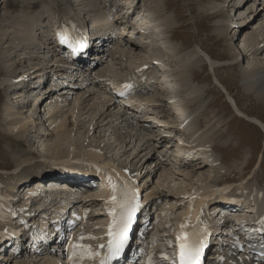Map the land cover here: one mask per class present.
I'll return each instance as SVG.
<instances>
[{
	"label": "bare ground",
	"instance_id": "bare-ground-1",
	"mask_svg": "<svg viewBox=\"0 0 264 264\" xmlns=\"http://www.w3.org/2000/svg\"><path fill=\"white\" fill-rule=\"evenodd\" d=\"M44 1H45L44 5L48 6L46 8L47 11L44 9V13H46L45 18L49 19V20L50 19L53 20L54 18H56L55 15L52 16L51 13L60 11L61 8L64 6V4H66L64 2V0L63 1L62 0H44ZM67 1H68V4L72 5L71 3L76 2V1L79 2L81 0H67ZM86 1L89 3V6L87 5L89 8L85 9V10H88L89 12H91L93 10L92 7H93L94 3L91 0H86ZM106 1H108V0H104V1L102 0V3L106 2ZM112 1H114V0H112ZM119 1H121L123 5L125 4L127 6L128 12L130 11V13H133V14L136 12V10H137L136 5L137 4L135 5V2L137 3V0H119ZM200 1L205 2L206 0H200ZM207 1L213 2V1H217V0H207ZM233 1L234 0H230L229 3L226 4V6L230 7V4ZM246 1L249 2L251 0H244L243 3H245ZM100 2H101V0H100ZM143 2H144V0H143ZM115 4H110L108 6V8H110V9L112 8L111 11L113 12V16L119 17V15H121V8L119 6H115ZM234 4H236V5H234V7L238 6L236 1L234 2ZM218 6L216 8H218V9L220 8V9L219 10L216 9L215 11L212 10V12L209 13L208 17L212 18V19H217V18L220 19V17H223L222 19L225 20L223 23H225V24L224 25L221 24V26L218 28V30H219L218 32L222 35H224V32H226V30L228 31V33L229 32L231 33L233 30H235L234 28H235L236 23L234 21H230L231 17L224 14V9H225L224 6L225 5L219 4ZM231 6H233V5H231ZM132 7H133V9H132ZM22 8L23 9L27 8L30 11L23 12L21 18L16 19V17L19 16L20 10ZM39 8L40 7H39L37 0H33L30 4H28V7H27V5L24 7H20L16 12V14H18V15H15L13 17L14 19L12 18V20L9 23L5 22V21H7L6 16L8 14V11H3V13H1L3 16L2 17L3 25L0 27V32H2L4 30L5 26L11 27V23L20 24L18 26L16 25L19 32L14 31L11 33V28L10 29L8 28V30H6V32H8L7 36L4 39L3 38L0 39L2 44H6L5 42H8V41L11 42L10 49L8 51H5L2 55L0 54V58H1V64L0 65L2 66L1 72H0V88H3V91L5 92L4 93L5 94L4 100L7 101V99H8L7 104L5 105L4 112H3L4 114H2L3 120L5 121V123H7V127H6L7 132H9L13 135H17V136H20V135L24 136V134H26L25 139H23V140H25L26 142L28 140V143H30V145H32L34 147L33 149H32V147L30 149L31 151L28 154L29 158L33 159L34 158L33 156L35 154H38L40 160H38L39 162H34V163L29 162L26 159L21 160L20 163L17 164V168L19 170L16 168L15 170H13L11 172H9L8 169H3L0 167V174H1L0 175V187L2 188V190L0 191V206H2V213H0V232H2L4 230V228H10L11 224H14V221H12V217H13L12 212L13 211L17 212V210H20L19 216H22L23 218H27L29 216V214H24V210L29 206V201L31 200V198H30L31 196H33V195L38 196L37 197V200L39 199L37 201V203H39V206L37 207L38 209L42 208L44 205V204H41V200H42V198H40L41 192H39V190L34 191V192L31 191V192H29L30 193L29 197H27L26 204H24L19 209L13 210L14 200L17 199L16 197L17 196L19 197L20 194L25 190V189L23 191L21 190V192H20L16 186V181H19L20 178H21V180H27L29 177L35 176L37 173H39L38 177H41V176L42 177H50L51 175L45 176V173H47V172H48L47 174H50L49 173L50 169H53L54 171L57 172V170H55L54 168L48 167V160H58L61 157L60 156L56 157V156H52V155L48 156L49 152L46 153L47 156L45 155V157H41L43 154L37 153L39 151H35V150H37V148H36L37 144H38L37 139H39V138H38V136H36L34 134H30L31 132L33 133V131H35L37 134V132L42 131V134L44 133L46 138H45V136L44 137L42 136L41 139L38 141V142H40V141L43 142L44 147L45 146L47 147L48 145H50V143L46 144L45 142H47V139H48L47 137H49L52 134H54V136L68 135L69 137H72L73 132L76 131V132H81L82 134H84L86 136V138L90 139V141H89L90 143L88 145H84V146H82V148L80 147L79 149H76V152L75 151H67V152L65 151L66 153L64 155L62 154V158H61L62 160L65 161L64 163H68L67 162L68 160L66 161V159L74 158V160H76L77 159L76 156H79V155L89 156V149H91V147H93V146H96V147H100V148H105V149H107V151H110L111 152L110 154L114 155L121 162L120 164H123V167L130 168L131 170L137 169V170L141 171V169H147L148 167L150 168V166H152V164L157 161V158H156L157 151L152 153L153 148L155 147L154 146V142H156L155 140H159V139L160 140L161 139L166 140L167 139V137L165 135L161 136L160 134H157V136H155L156 134L153 132L155 131L158 133V131L154 130V128H157V125H160V124H162L164 126L169 125L168 123L165 124V122H169V120L171 118V116L168 115V113H167L169 111V109L165 106V104H163V105H160V107H162V108H159V109L165 110V115H164L165 118L168 116V118H166L165 120H162V119H164V117L161 116V111H157V109H155L152 112L150 111V113H147V115L149 114V117H147V119L137 121L134 118V116H132L131 120H129L128 117H123L120 120V122L122 123L120 127H118V125H116L118 123V121L109 120V121H111V123H110L107 119V112L109 110H111V108H112V101H111L112 97L109 95V93L106 92V94H105L102 92L103 85L100 84L101 82L96 85L97 87L90 88V89L88 88L87 90H85V92H82V91L77 92L76 91L74 94V97L71 98V100L70 99L66 100L64 97L61 98V96H63L62 94H60L61 99L60 98L57 99V97H59L58 96L59 94H56L57 96L54 99H52L49 104H45L43 107H41V105H42L41 103H43L45 101V99H47V98L49 99L52 97L51 94L54 93L53 89L49 92L48 97H44L45 92L43 91V92H39L38 94H35V93H37V90L32 89V87H31L32 85H30V83L28 81L26 82L27 85H25L26 88L20 86L19 82H15L16 79L20 80V81L29 80V81H33V82H43L44 90L49 87L48 86V84L50 82L49 74L54 69L48 70L45 67H39L38 65H36L37 63L35 64L33 62V59L36 60V57L38 56V54H40L41 56H42V54H44V52H42L41 49L39 47H36L37 45H35L33 43L34 42L33 31L36 30V23H37V18L34 14V11L39 10ZM48 8H50V10H48ZM138 10H139V5H138ZM50 11H52V12H50ZM238 12H239V10H238ZM30 13H32V14H30ZM144 13L147 15L152 14V16L150 15L151 17H155L158 19L157 25L159 27H158L157 31H161V33H162V30L160 27H162L163 24L160 23L161 22L160 20L163 18V15L159 16L156 13L154 14L152 9L145 10ZM241 13H243V12H241ZM261 14H264V3L262 5H259V3H258V7H257L255 13L253 11H250L249 15H252V16H249V15L246 16V20L249 21L248 24H250V21H255L257 19H260L259 17L261 16ZM235 15H236V13H234V17H235ZM146 18H148V17L146 16ZM125 19L126 20L129 19V16L127 13L123 14V18L119 19V20H121L120 23L118 22L119 20L116 19V23H118V27H125V29L128 27ZM143 20L145 21L146 19H143ZM237 20H239V18H237ZM240 20H241V18H240ZM162 22H163V20H162ZM144 23H145L144 26L146 28L151 29L150 23L148 24L146 22H143V24ZM239 24H241V23H239ZM232 25H234V27ZM19 27H23L24 29L20 30ZM241 27L242 26L240 25L238 28L239 32L241 31ZM168 29L173 30L174 28L168 27ZM230 33L227 36H230L231 35ZM235 33H237V31L234 32L233 34H235ZM133 35H135V34H133ZM138 38H139V40L143 41V43L146 47H154V44L152 43V41H150L148 36H146V37L138 36ZM247 38H249V40H250L249 43L246 41ZM14 40H16L19 43V46H17V45L14 46V44H13L15 42ZM156 42H158V38H156L154 40V43H156ZM2 44H0V45H2ZM116 44L117 45H115V47H114V52H111V54H110V61H112V60L116 61V59L113 58L112 55L115 54V51H117V48H119V45L124 46V47L130 46L127 49V53L130 55L136 56V58L144 56L143 54L141 55L142 52L138 51V50L141 51V49L144 48V45H141V42L135 41L133 39L131 40V39L127 38V36H125L124 39L122 38ZM157 44L158 43H156V45ZM197 47H198V50H197L196 55L197 56L200 55V57H202L203 62H205L208 65V67L211 66L210 68L213 70V72L211 71V75H212L214 84L224 93L225 99L229 103V105L231 106L233 111L236 113V115L243 117L244 119H246V120L256 124L257 126H259V128L261 129V131L263 133V137H264V120H262L259 116H255V115L253 116L252 114H249L245 110H243L239 106V104L237 103V101L235 100L233 95L230 93L227 86L225 84H223V82L217 76L216 68H222L223 67V64H224L223 59L217 58L216 56L212 55L208 50H206L200 44L197 45ZM118 50H121V48H119ZM232 50L236 51L235 53H236L238 58H239V56H246L247 57V56H251L252 54L258 55L259 56L258 58H264V24L262 23L259 26L255 27L254 31H252L251 33L248 32L245 35V37L243 38V40L240 41V44L237 45V43L235 42V45L232 46ZM11 51H12V53H11ZM20 51H24L23 52L24 56H22V54L21 55L19 54ZM256 55H254V56H256ZM100 56H102V55H100ZM192 56H193V52L189 51L185 54L183 53L181 55L182 62L187 63V61L192 59ZM46 58H47V56L45 57V59ZM99 58H102V57H99ZM125 58L127 61L125 60ZM129 58H130L129 55H126L125 57H123L124 61L122 62L123 63L122 67L126 68V69L128 67H130L131 69L134 70L135 68H133L131 66V62H130ZM151 59H152V63L154 64L156 57L152 56ZM157 59H159V62L166 61L165 59H162L161 56H158ZM237 59H234V61ZM39 60L43 61V63H41V64L46 66V62H45L46 60H41V59H39ZM49 61H50V63H52L54 61L53 64H50L49 68H51L52 65H54L57 62L56 60H52V59H50ZM23 63L26 64V68H27L26 70H24V68L19 66L20 64H23ZM114 64H115V62L111 63L112 66H114ZM235 64L236 63H234V65ZM260 64H262V65H260V67L257 69H252V68L248 67L250 70H245V69H247V66H250V65H247L246 67H244L245 71H243V73L245 74L244 78H246V79L244 80L245 83H243V84L248 91L254 90V93L256 95H258L261 98L262 97L264 98V61H263V63H260ZM11 66H14V68H12ZM162 66H163V68L165 67L167 69V67L165 66V63ZM177 66L179 67V69H181V70H179V72L182 73V75L184 77H186V72L189 70L186 68L189 66L187 64H185V68H182V66L179 62L177 63ZM110 68L111 67L108 66V68L101 70L102 72L98 71L96 73L97 76L106 77L107 82L110 80H112L111 82L120 81V79H122V77L120 78L117 76L118 78H112V77L108 76V73H106V72H109ZM44 73H47V74H44ZM191 74H192V76L189 79V81H191V84L189 87L187 86L188 88H184V90L187 89L184 93L180 92L178 88L174 89L178 94H180V93L182 94V98H181V96H180V98L176 97L178 100H174V102H169V103H171V107L169 104V108L178 112L177 114H175V112H174V114H171V115H179L180 120L178 119L179 121H177V123L178 124H179V122L182 123V124L176 126V128L179 129V133L183 132V133L187 134V136L189 138V141H188L189 143H187L186 139L185 140L182 139V143H184V145H182V144L178 145L179 149L176 150L177 154L174 155V157H177V159H178L179 157L184 156V153L191 156L193 154V152H195V153H197V158L194 159V161L197 162V161H200L201 159H204V161L198 162L196 164V167L192 168L190 170V172L187 174L190 176V180H191V182L189 184L185 183V182L179 183V180H181V178H182L181 174L177 173V172H173V171L171 173V171H170L171 169L169 167H167L165 169V171L163 173L164 176L161 175V178L159 180H157V182H156V186H158L159 188L163 187V185H167V186L174 185V188H176L175 186L181 188L179 190L178 196L185 195V197L188 199V201L186 202V206L183 208V212L181 213L182 215L179 218H176L177 221L181 220L183 215L188 214L187 209L191 203V200L193 198L192 196L194 194H201V193L205 194L208 192L210 193V191L212 190V186L217 184L220 181L218 179L211 180L213 177V172L218 173L220 170L219 166H218V162L220 161V156L214 152H213V154L215 157L213 156V154L210 156V154L208 153V151H210V152L214 151V150L217 151L216 147L214 145H212L213 142H209V146H207L206 150L204 149L205 145L203 143H201L199 145H195V144L193 145V143H195V141L197 140V132H200L201 134L203 133V137L200 136V139L206 140V138L204 137L205 131L201 132L203 129H205L204 125H202V124H198V126L195 125V119L199 115H197V113H196L197 112L196 108H195V110L191 111L192 105L190 104V97L188 99V96L191 94V89H192V95H193V93L195 92V90H193V89L196 88V86H197L196 83L199 84V82L197 81L198 76H196L195 72L191 73ZM195 81H197V82H195ZM242 81H243V79H242ZM151 82H154V80ZM160 82L161 83L165 82L169 88L176 86L175 81L172 79V77H168L166 75L163 77L162 80H160ZM21 87H22V89H19ZM29 89H32V91L35 93H32ZM10 90H12V91H10ZM152 92H153V95L149 96L151 94V92L149 94L146 87H139L138 88L139 95L142 98L144 97L143 100L141 101V103L145 109H148V108L152 109V107L148 106V102H158L161 100L164 102L167 101V99H164V98L154 101V98L152 99L151 97L156 96L158 94H160L162 97V96H165V94H163L160 90L158 92L152 90ZM147 93L149 95H147ZM201 98L202 97L197 98L196 102H198ZM170 99H172V98H170ZM87 100H89V102H87V104H85V102ZM70 104L79 107V108H75L72 106L73 109L69 110V112L71 111L74 114V116H71V118H74L73 121H71V122L67 121V117H64V119H62L63 118L62 114H64L66 112V110ZM38 105L40 107H38ZM198 105L201 106L200 104H198ZM154 106L155 105H153V107ZM156 106H159V105H156ZM182 106L185 109L188 108V111H185V112L181 111L180 112L178 109ZM36 108L38 111L35 110ZM96 109L101 110L99 114L96 113V112H98V111H96ZM29 110H30V112H29ZM96 114L98 117L96 116ZM76 115L77 116L79 115L80 117L84 116V118L80 119L79 116L76 117ZM64 116H67V115H64ZM95 116L97 118H94ZM155 116H157L158 118H155ZM81 120L84 121V125H82L80 123ZM89 120H91V122H89ZM146 122H148V123H146ZM151 122L157 123V125L156 126L154 124L151 125L150 124ZM185 124L188 125V128L190 127L191 130L194 129V125H195L196 126L195 131L192 130L193 131L192 133L185 132L186 130L181 129L182 127H185ZM191 125H193V127ZM173 128H175V127H173ZM31 129H34V130H31ZM28 130L30 133H27ZM200 133H199V135H200ZM102 135H103V137H102ZM176 135H177V133H176ZM154 136H155V140L153 139ZM20 139H22V138H20ZM151 140H154V142H152V145H151V143L149 144V142H151ZM160 143H163V141H161ZM159 145L160 144L158 142H156V146H159ZM212 146H214V148ZM127 147H128V149H127ZM184 147L186 149H184ZM52 148H54V147L52 145H50V148H48V151ZM71 148H73V147H71ZM87 148H89V149H87ZM45 149H47V148H45ZM155 149L156 148H154V150ZM73 150H74V148H73ZM166 150L168 152L171 150V148H167ZM181 152H182V154H181ZM60 153H62V152L60 150H58V151H55L54 155H58ZM92 155H94L95 158L101 157L96 152H94ZM157 157H159V159H160V157H162V155H159ZM216 157H218L219 159H217ZM262 158H263V156L260 157V160H259L260 162L257 163V165L258 164L259 165L256 167L259 168L261 166ZM180 159H181L180 162L182 164L185 163L184 166H186V165L190 166L188 164L189 160H185V158L184 159L180 158ZM174 162L175 161H172L171 164H175ZM162 163H160V165ZM114 164H115V166H117L115 168L121 167V165L119 163L118 164L114 163ZM256 167H255V169L257 170L258 168H256ZM77 168L79 169V166ZM214 169L216 171H214ZM1 171H2V173H1ZM3 171H7V172H3ZM33 173H35V175ZM41 173L43 175H41ZM51 173H53V172H51ZM7 174L14 175V178L11 180L5 179L6 181H3V180L1 181V177L4 175H7ZM60 174L62 175V173H60ZM60 174L56 173L52 176L60 177L61 176ZM151 175H152L151 173H147L145 178H147V176L150 177ZM177 175L179 178L178 180H176ZM20 176H22V177H20ZM58 180L59 181H66L67 178L65 176H61ZM37 181L41 182L43 180L41 178H37ZM49 181H51V179H49ZM52 181H55V180L53 179ZM2 183H5L6 185L4 187H2L1 186ZM44 186L46 188H51L52 183L45 182ZM235 186L238 188H240V187L245 188L244 182L237 183ZM92 189H88V191L92 192ZM103 189L105 190V188H103ZM103 189H101V191H104ZM188 189H190V190H188ZM148 190H149V187H148ZM186 190H188V191H186ZM191 190H192V192H191ZM197 190H199L200 192H197ZM260 191H263V190L261 189ZM19 192H20V194H19ZM155 194H159L160 197L164 196L165 201H167L166 198H168L169 196L172 199V202L164 203L165 201H163L162 206H161L162 210L166 209L167 211H169V210L171 211V209L175 208V206L177 204L175 202V200H173V199H175V195L171 196L169 193L161 195V193H159L157 191L155 193V191H153L152 188L148 192L147 191L145 192V195L149 199L151 197H153ZM263 194H264V191H263ZM97 195L99 196L100 194L95 192L92 195V196H94V198L92 200H94L93 203H95V205L90 204V206L91 205L100 206L101 201L103 199H99V197H97ZM103 196L105 197V192H104ZM195 199H197V198H195ZM88 200H91V199H88ZM203 200H204V198H199V202H202ZM85 204H86V202H84V207L88 208L87 206H85ZM96 210L101 211V213L96 214V215H94V218H91L93 221V226H97L98 222L102 221L104 219V217H103L104 213L102 211V208L96 209ZM191 222H192V220L189 221V224H192ZM163 226H165V225H163ZM212 259H214V257ZM244 264H247V263H244Z\"/></svg>",
	"mask_w": 264,
	"mask_h": 264
},
{
	"label": "rangeland",
	"instance_id": "rangeland-1",
	"mask_svg": "<svg viewBox=\"0 0 264 264\" xmlns=\"http://www.w3.org/2000/svg\"><path fill=\"white\" fill-rule=\"evenodd\" d=\"M32 1L33 0H0V27L3 25V20H2L3 16L1 14L3 13V11H8V14L6 16L7 21L5 22L9 23L15 15H18L16 14V12L20 7H24L26 5L28 7V4H30ZM91 1H93L94 3L92 7L93 13L89 12L88 10H85L89 8L88 7L89 3L86 0H81L79 2L78 1L73 2L71 3L72 5L68 4L67 0H64V2L66 3L65 6H63L60 11H57L59 13H57L56 15L58 17H61L66 14L72 16L74 15V13H77L79 17H83L84 19L89 18V19L96 21L98 14L102 13V11L100 10L101 5L98 3H95V0H91ZM229 1L230 0H217L213 2L212 1L209 2L207 0L205 2L200 1V0H144L143 2V0H137V3L135 2V5L137 4L136 5L137 10H138V5H139L138 11L142 10V7H143V9H146V10L152 9L154 14L156 13L159 16L163 15V18L160 20L161 22L160 21L159 22L163 24V26L161 27V30H162V33L164 32L163 33L164 36L163 37L160 36L158 39V42H156L158 43L159 47L157 48L156 47L155 48L146 47L143 41L139 40L141 42V45H144V48L141 49V51L140 50L138 51L142 52L141 55L143 54L144 56L136 58V56H133L127 53V49L130 46L124 47V46L119 45V48H121V50H118L119 48H117V51H115V54L112 55V57L115 58L116 61L112 60V61L106 62L104 63V65L101 66V68L104 69V68H108L109 66L111 67L110 71L106 72L108 73V76L112 78H118V77L121 78L127 72V70L122 67L123 66L122 62L124 61L123 57H125L126 55L130 56L129 60L131 62V66L135 69L144 68L145 65H147L148 67L149 66L151 67L153 64L152 59H151L152 56L163 55L165 56L167 61H169L173 78L176 80L175 85L178 87V89L185 88L186 86L189 87L191 84V81H189V79L192 76L191 73L195 72L196 76H198L197 81L199 82V84L196 83L197 86L196 88L193 89L195 90L194 92L195 94L193 93L192 95V89H191V94L188 96V99L190 97V103L192 105L191 111L195 110L196 108L197 110L196 113L197 115H199L195 119V125L196 126H198V124L204 125L205 129H203L201 132L205 131L204 137L206 138V140L200 139L199 136L203 137V133L201 134L200 132H197L196 141L199 140V142L203 144L204 143L209 144V142H213L212 144L215 145L217 149L216 154L220 156V162H219L220 170L218 173L213 172V177L211 180L218 179L219 177L223 175L229 176L230 181H241L242 179L246 178V180H244L243 182L245 183L247 194L249 196H252L255 192V189L258 186L264 187V161H263V165L261 166V168L258 169L255 173V162L257 158L261 156V153L264 152L263 134L260 128L256 124H253L249 122L248 120L236 115V113L233 111L229 103L226 101L224 93L214 84V81L211 75V69L208 67V65L205 62H203L202 57H200V55L199 56L196 55L197 50H198L197 45L200 44L206 50H208L212 55L216 56L217 58L223 59L224 61L223 67L216 68L217 76L219 77V79L223 82V84L227 86L230 93L233 95V97L235 98V100L237 101V103L243 110H245L249 114H252L253 116L254 115L259 116L262 120H264V98L263 97L261 98L258 95H256L254 93V90L248 91L243 84L245 83L244 80L246 79L244 78L245 74L243 73V71L250 70L249 68H252V69L259 68L260 65H262L260 63H263L264 58H258L259 56L256 54H254L256 56L252 54L251 56H247V57L239 56L238 58L235 53L236 51L232 50V46L235 45V42L237 43V45L240 44V41L243 40V38L248 32L251 33L252 31H254L255 27L259 26L262 23L264 24V14H261V16L259 17L260 19H257L255 21H250V24H248L249 21L246 20V16L249 15L250 11H253L255 13L258 7V3L259 5H262L264 3L263 2L264 0H257V1L251 0L249 2L246 1L245 3H243L244 0H234L230 4V7H227L226 4L229 3ZM235 1L238 6L234 7V5H236L234 4ZM37 2L40 8L39 10L34 11V14L37 18V23H36L37 29L33 31L35 43H38L41 39V36L44 35L46 31L49 30L48 25H51L56 20V19L54 20L47 19L44 21L43 17L45 14L43 12L44 11L43 9L46 10L48 6L44 5V2H45L44 0H37ZM142 3H143V6H142ZM219 4L225 5L224 14L227 16H230L231 17L230 21H234L236 23L235 28H234L235 30H233L231 33L229 32L231 34L230 36H227L229 34L227 30L226 32H224V35L218 32L219 31L218 28L221 26V24L222 25L225 24L223 23L225 21L224 19H222L223 17H220V19L219 18L212 19L208 17L209 13H211L212 10L215 11L216 9H218L216 7ZM48 10H50V8H48ZM27 11H30V10H28L27 8L25 9L22 8L20 10L19 16L16 17V19L21 18L23 12H27ZM234 13H236L235 17H234ZM150 15L152 14H149V16ZM249 16H252V15H249ZM237 18H239V20H237ZM16 25L18 26L20 24L11 23V27L5 26L4 30L0 32V39L2 38L4 39L7 36L8 32H6V30H8V28L9 29L11 28V33L14 31L19 32ZM238 25L242 26L240 32L238 31V28H239ZM232 26L234 27V25ZM168 27H171L174 29L169 30ZM19 29L23 30L22 27H19ZM236 31L237 33L233 34ZM246 41L249 43L250 42L249 38H247ZM5 43L6 44H2L0 41V44H2L0 45L1 55L5 51H8L10 49L11 42L8 41ZM189 51L193 52L192 59L187 61V63L182 62L181 55ZM23 52L24 51H20L19 54L20 55L22 54V56H24ZM38 56L36 57V60L33 59V62L43 63V61H40L39 59L43 57L44 59H41V60H45L46 55L42 54V56L40 55L41 57H38ZM234 59H237L235 60L236 62L234 61ZM113 62H115L114 66L110 64ZM119 62L121 63L119 64ZM178 62L181 64L182 68H185V64L189 66L186 68V69H189L186 72V77H184L182 73L179 72V70L181 69H179V67L177 66ZM234 63L236 64L234 65ZM0 64H1V58H0ZM247 65H250V66H247ZM19 66L24 68V70L27 69L26 64L24 63L20 64ZM246 66H247V69L244 70V67ZM11 67L14 68V66H11ZM1 68L2 66L0 65V72H1ZM114 69H116L119 73H115L116 71H114ZM82 92H85V90H82ZM4 93L5 92L0 88V167L3 169H8V171L11 172L17 168V164L20 163L21 160L26 159L29 162L34 163V162H39L38 160L40 159H39L38 154H35L33 156L34 160L29 158L28 154L31 151L30 149L31 147L32 149L34 147L30 145V143H28V140L27 142L23 140L25 139L26 134H24V136L23 135L17 136V135H13L7 132L6 130L7 123H5V121L3 120V115H2L4 114L3 112L5 109V105L7 104V101H8V99L7 101L4 100L5 98ZM149 96H151V94ZM199 97H202V98L198 102H196V99ZM151 98L152 99L154 98V101L162 99L160 94L153 96ZM174 99L178 100L176 97H174ZM89 100H87L85 104H87ZM163 103L165 104L166 102L162 100L158 102H148V106L153 107V105L155 106L159 105L155 109H157V111H161V116L165 118L164 116L165 110L159 109V108H162L160 107V105H163ZM198 104H200L201 106H199ZM72 106L75 108H79L78 106H74L70 104L66 112L62 114V117H63L62 119H64V117H67V121L69 122L73 121L74 118H71V116H74V114L71 111L69 112V110L73 109ZM38 107L40 106L38 105ZM170 107H171V104H170ZM155 109L153 107L151 109V112ZM186 109L182 106L178 110L180 112L181 111L185 112ZM35 110L38 111L37 108ZM96 111H98L96 113L99 114L101 110L96 109ZM167 113L168 115L171 116V118L169 122H165V124L166 123L172 124V126L175 127L176 129V130L175 129L173 130L172 132L173 135L169 139V141H171L174 144L173 148L176 151L179 148L177 147L178 143L182 141V139L186 138V135H184L183 132H180L179 134V129L176 128V126L182 124L181 122H179V124L177 123V121L180 120L179 115H171V114H174L172 111L167 112ZM175 114L177 113L175 112ZM64 115H67V116H64ZM78 116L76 115V117ZM80 116H79L80 119L84 118V116L82 117ZM96 116L94 118L98 117ZM89 122H91V120H89ZM80 123L84 125V121L81 120ZM195 125H194V129L196 128ZM191 126L193 127V125ZM31 130H34V129H31ZM27 133H30L29 130L27 131ZM153 133H155L156 134L155 136H157V132L154 131ZM176 133L177 135L179 134V136H175ZM30 134H34L38 136L39 138L37 139L38 144L36 147L37 150L35 151H39L37 153L43 154L41 157H45L46 153L48 152L49 154H55V151H58V150H60L61 152H65V151H75L76 152V149H79L80 147L82 148V146L88 145L90 143L89 142L90 139L86 138V136L82 134L81 132L74 131L72 137H69L68 135L54 136V134H52L49 137H47L48 139H47V142L45 143L46 144L50 143V145H52L54 148L48 151V148H50V145H48L47 147L46 146L44 147L43 142L41 141L38 142L42 136L43 137L45 136L44 133L42 134V131L37 132V134L35 131H33V133L31 132ZM155 136L153 137L154 140H155ZM154 140H151L149 144L151 143L152 145V142H154ZM155 141L160 143L161 141H165V140L159 139ZM71 147H73L74 150ZM212 147L214 148V146ZM216 158L219 159L218 157ZM184 164L185 163H183V166ZM167 167L171 169L170 170L171 173L173 171V172H177L181 174L182 178L181 180H179V183L185 182L189 184L191 180H190V176L187 174L190 172L192 168L196 167V165L195 166L186 165L185 167L181 168L182 170L184 169V171H180V169H178V167L176 168L175 165L169 164L167 165ZM214 171L216 170L214 169ZM3 172H7V171H3ZM163 173H164L163 169L159 170L157 172L156 177L160 176V174L163 175ZM13 178H14V175L7 174L1 177V181L11 180ZM178 179L179 178L177 175L176 180ZM248 180L250 181L248 182ZM5 185H6L5 183L1 184L2 187H4ZM175 187L176 188H174V185H171V186L165 185L163 186V189L165 190V194L169 193L171 196L175 195V199L173 200H175L177 204L174 209L178 210V207L182 208L185 205L184 203H185L186 198L184 197L181 198L184 195L178 196L179 190L181 188L177 186ZM48 196L51 197L52 195L50 194ZM166 199L167 201L164 200L165 201L164 203L172 202V199L170 198V196ZM41 204H44V203H41Z\"/></svg>",
	"mask_w": 264,
	"mask_h": 264
},
{
	"label": "snow or ice",
	"instance_id": "snow-or-ice-1",
	"mask_svg": "<svg viewBox=\"0 0 264 264\" xmlns=\"http://www.w3.org/2000/svg\"><path fill=\"white\" fill-rule=\"evenodd\" d=\"M59 36L60 43L67 44L69 47H86L79 40H77L76 45H73L67 38V29L62 30ZM146 67L147 65H145ZM133 89L134 85L132 83H125L120 95H125L126 91H132ZM108 181L111 184L113 195L109 200L108 214L112 219L108 225L107 243L100 244L98 246L99 250H94L91 245L84 244L83 241L85 239H98L97 237H79L80 242L70 244L68 248L69 259L72 260V264H83L84 260L95 259L98 256L100 257V264H113V261L122 256L129 243L136 214L142 207L138 196L139 190L127 180H124L121 184L115 182L112 176H108ZM0 213H2V206H0ZM12 215L15 216L16 213L13 211ZM202 216L203 210L201 211V217L197 218L196 224L192 225V231L187 230L188 223L180 225V231L176 235L178 264H202L204 251L207 248V238L210 235L208 225L205 224ZM260 222L264 223V219ZM3 234L8 235L9 230H5ZM237 243H239L238 238ZM102 250L103 254H101ZM161 259L167 260V256L161 253ZM147 264H155L152 256L148 257ZM172 264H177V261L173 259Z\"/></svg>",
	"mask_w": 264,
	"mask_h": 264
},
{
	"label": "water",
	"instance_id": "water-1",
	"mask_svg": "<svg viewBox=\"0 0 264 264\" xmlns=\"http://www.w3.org/2000/svg\"><path fill=\"white\" fill-rule=\"evenodd\" d=\"M67 152V151H66ZM66 152H62V153H60V154H58V155H54V154H48V156H50V155H52V156H61L62 154L64 155ZM47 156V155H46Z\"/></svg>",
	"mask_w": 264,
	"mask_h": 264
}]
</instances>
